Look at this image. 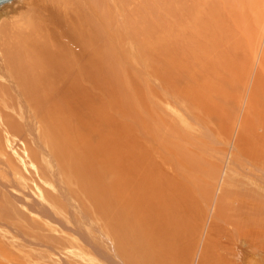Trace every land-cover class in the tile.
<instances>
[{"label":"rangeland","instance_id":"obj_1","mask_svg":"<svg viewBox=\"0 0 264 264\" xmlns=\"http://www.w3.org/2000/svg\"><path fill=\"white\" fill-rule=\"evenodd\" d=\"M139 2L144 6H140ZM153 3V0H16L12 3L14 5L0 11V83L4 82L0 85L4 88L0 90L7 87L5 92H0L2 264H113L111 250L114 244L124 256L130 232L156 223V218L164 212L166 217L168 210L179 199L188 202L186 190L190 188L195 194V204L200 202V209L204 211H200L201 220L205 218L202 239L209 232L229 234L233 242L230 258L241 262L246 256L247 262L256 261L257 257L252 258V253L264 258V236L248 234L249 240L244 241L247 244L242 245L236 236L240 229L235 230L236 226L231 223L243 220L257 225L254 219L246 220L249 217L238 214L250 206L242 205L244 207H240L239 212L237 209L240 208L236 205L239 199L232 194L234 199L226 200L227 205L231 203L230 206L219 208L224 217H229L230 223L222 222L223 219H218L222 216L215 215L219 213L221 202L217 200L219 185L232 193L239 192V195H243L242 189L252 193L250 189L264 188V180H261L264 179V145L259 146L264 143V124L255 121L264 110V70L260 64L264 50V0H257L256 7L247 10L248 22L242 41L244 67L241 66V70L232 75L231 79L236 78L235 82L231 81L224 95L218 96L217 92L211 94L219 97L214 100L220 104L193 96L201 90L196 86V79L199 72L207 71L203 68L208 67L209 60H203L206 62H201L203 65L197 69L201 60V55L197 54L203 49H198L193 36L186 39V30H182L184 36L181 32H173L179 34L177 37L173 35L178 41L174 39L176 43H179V36L182 43L186 39L182 45L181 41L174 43L172 35L170 38L167 37L170 33H166L164 38L167 39L163 41H167L168 45L165 43L162 48L168 46L163 48L167 56L164 54L161 58L160 39L154 40L157 43L151 42V39L160 37L161 28L164 29L163 21L168 17L161 11L158 14L159 10ZM148 6L151 10H147ZM152 8L158 13L153 15ZM144 9L153 16L149 12L140 16ZM97 10L102 16L97 14ZM156 18L160 24L163 22L161 28ZM172 18L169 17L170 20ZM140 19L144 20L142 24L148 22L143 24L145 27L142 25L144 34L149 28V21L150 25L153 22L158 26L147 33L151 36L148 37L150 45L146 41L147 36L141 33L143 29H138ZM184 19L188 29L191 18ZM96 20H102L99 22L102 28ZM107 23L111 25L109 28ZM135 25L139 27L135 29ZM103 27L106 28L105 33L109 31L106 36ZM113 27L114 31L117 29L115 34L110 29ZM111 33L116 39L120 34L114 45L107 41ZM162 33L165 34V29ZM94 37H98L95 38L98 41L92 40ZM100 38L106 41L101 42ZM110 45L115 48L114 51ZM146 45L149 47L146 48ZM176 48H179L176 54L178 60L175 61L178 65L173 62ZM171 50H175V57L171 55ZM108 51H113L116 56ZM154 51L156 55H153ZM94 54L103 55V59ZM92 55L94 60L90 57ZM85 56L89 59H84ZM181 57L185 61L181 59L179 63ZM170 60L171 64H175L172 67L178 69L181 75L182 67L194 73L198 63L195 75L190 72L193 77L185 71L183 76L187 81L181 76L184 79L181 84L186 81L189 86L182 89L190 94L182 89L180 92L185 94H175L178 92L176 87L181 85L174 80L180 75L171 66L169 69ZM186 60L192 63L191 66L186 65ZM167 61L169 64L164 63ZM182 62H186L183 63L186 66H182ZM176 66H180L181 71ZM192 66L194 70L190 69ZM159 73L169 76L161 77ZM212 74L214 77L217 73ZM171 75L172 79L175 77L173 81ZM195 76L197 78L194 79ZM187 82H195V85ZM211 95L206 98H211ZM219 108L218 114L214 115L213 112ZM252 126L258 128L253 129ZM136 130L143 133L141 137ZM255 131L262 133L261 136L255 135ZM243 137L247 139L244 151L239 145ZM136 138L140 141L136 142ZM166 139L168 143L162 141ZM257 140L259 145L255 143ZM248 143H253L255 148H249ZM257 146L262 151L260 160L256 159ZM138 154L146 158L139 156L143 163L135 164ZM183 154L192 157L185 156L184 159ZM257 160L262 164L258 165ZM169 197L172 199L170 206L167 205ZM248 213L251 219L253 214L251 211ZM235 245L238 247L234 248ZM246 250L251 252L245 253ZM259 263L264 264V259Z\"/></svg>","mask_w":264,"mask_h":264},{"label":"bare ground","instance_id":"obj_2","mask_svg":"<svg viewBox=\"0 0 264 264\" xmlns=\"http://www.w3.org/2000/svg\"><path fill=\"white\" fill-rule=\"evenodd\" d=\"M14 1H16V0H10V1H8V2H6V3H3L2 5H0V11H2V9L3 8H5V7H7L8 5L10 6V5H14V4H12V3H14ZM18 1V0H17ZM141 1V0H140ZM133 2V1H132ZM131 2V4H133ZM142 2H143V0H142ZM147 2V1H146ZM153 4H155V6L157 7V10H159V13L157 12V10L155 11L154 9H156L154 6V9L152 8V10H154V12L152 13L153 15H154V13H158V14H160V11L161 12H163L167 17H168V19H169V17H175V19H176V17L178 18V19H176V21H174L173 20V18H172V20H168V19H166V20H164L163 22H161V24L163 23V27H164V29H165V34L164 33H162V31H164V29L163 28H161L162 26H161V24H160V20L159 19H157V22L160 24V27L159 28H161L162 29V31H161V35H159L160 37H157V36H155V38H153V39H151L150 40V38H151V36H147V33L150 31V30H152V29H156V28H158V26H157V24H154L153 22L151 23L152 25H150V21H149V28L147 29V32L144 34V28H142V25L143 24H145V22H147L148 21V19L147 18H149L150 17V15H149V11H147V12H149L147 15H149V17H147V18H145V19H147V21H145V22H143V24H142V21H144V20H141V22L140 23H138V24H141V26L139 27L138 25H135V26H133V27H135V29L137 28V27H139L138 29L140 30V29H143V32H141L142 34H144V36L146 37L147 36V38H146V41H151V42H155V43H157L156 41H154L155 39H158L159 41H163V40H165V39H167V38H164L165 37V35H166V33L167 32H169L170 34H167V37L169 36L170 38H171V35H172V38H171V40L173 39V42L174 43H176L175 42V40L177 41V39H175V38H173V35H175V33H176V31H178L179 32V34H180V32H181V36H184V33H182L183 31L182 30H186V32H188L187 34L189 35L188 36V38H187V34L185 35L186 36V39L187 40H189V38L191 37L192 38V36H193V38H194V40H195V42H196V44H197V47H198V49H203L202 51H201V53L200 52H198V56H200L201 55V60H200V64H198V63H196V64H198L197 65V69H198V66L199 65H203L201 62H204L203 60H209V65H207L208 67L207 68H203V69H207V71L205 72H199V71H201V68L203 67V66H200L201 68H199L200 70L199 71H197V72H199L198 73V78L195 76L194 77V79L195 78H197L196 80H198V83H196L197 85L196 86H198V87H200L201 88V90L199 91V92H195L194 94H193V96H196V98H199V99H206V100H214V98L215 99H217V98H219V97H217L216 98V96L214 95V96H212L211 94H215L216 92H217V94H218V96H222V95H224L223 93H226V89H227V86L228 85H231V81L233 80V82H235L234 80L236 79V78H234V79H231V77H232V75L234 74V73H238L240 70H241V66H242V68L244 67V65L242 64V59H244L245 60V58H244V55L245 54H243V53H245L244 52V47H243V43L244 42H242L243 41V35H244V31H245V28H246V25H247V22H246V19H248V13H247V10H250V9H253V8H255L256 7V3H257V0H161V2H159V0H153ZM140 3V6L142 5V3L141 2H139ZM145 3V2H144ZM135 4H136V1H135ZM148 3H146V5H147ZM150 4V3H149ZM159 4V5H158ZM145 5V8L147 7ZM144 5H142V7H143ZM8 8H10V7H8ZM16 9H17V7H16ZM14 10V11H17V10ZM151 10V8H149V6H148V9L147 10ZM129 10V9H128ZM145 10V12L143 13L142 12V14H140V16H142L143 14L145 15V13H147L146 12V9H144ZM88 11V10H87ZM138 11H140V10H138ZM138 11H137V13H138ZM102 12V11H101ZM133 12V11H132ZM255 12V11H254ZM253 12V13H254ZM13 13V12H12ZM11 13V14H12ZM99 12H98V10H97V14H98ZM134 13V12H133ZM136 13V14H137ZM96 14V15H97ZM100 14V13H99ZM102 14V13H101ZM100 14V15H101ZM135 14V13H134ZM151 14V13H150ZM151 14V15H152ZM157 14V15H158ZM133 15V14H132ZM152 15V16H153ZM156 15V17H158ZM257 15V14H256ZM102 16V15H101ZM139 16V15H138ZM146 16V15H145ZM151 16V17H152ZM161 16V15H160ZM165 16V17H166ZM95 17V16H94ZM163 17V16H162ZM165 17H164V19H165ZM185 17H189V18H191V24L190 25H188L189 27H187L188 29H186V25H185ZM257 17V16H256ZM97 18V17H96ZM99 18V17H98ZM160 18V17H159ZM91 19V18H90ZM101 19V18H100ZM102 19H103V17H102ZM143 19V18H142ZM154 19V18H153ZM161 19V18H160ZM155 20V19H154ZM159 20V21H158ZM90 21V20H89ZM98 23L97 24H99V26L102 28V24L100 25V23L99 22H101L100 20L98 21V20H96ZM137 21V20H136ZM91 22V21H90ZM134 22V21H133ZM186 22L188 23L189 21L188 20H186ZM135 23V22H134ZM137 23V22H136ZM148 23V22H147ZM146 23V24H147ZM3 24V23H2ZM91 24V23H90ZM104 24V23H103ZM109 23H107L106 24V27L107 28H109L111 25H108ZM158 24V25H159ZM96 25V24H95ZM98 26V27H99ZM144 27H145V25H143ZM128 28H129V26H127ZM127 27H126V29H127ZM154 27V28H153ZM106 29V28H105ZM104 27H103V32H104ZM110 29H112V31H114L115 30V28L113 27V28H110ZM114 29V30H113ZM125 29V30H126ZM132 29V28H131ZM154 29V30H155ZM160 29V30H161ZM2 30V29H1ZM58 30V29H57ZM60 30V29H59ZM82 30V29H81ZM85 30V29H84ZM102 30V29H101ZM108 30V29H107ZM132 30H134V28L132 29ZM131 30V31H132ZM188 30V31H187ZM62 31V30H61ZM89 31V30H88ZM92 31V30H91ZM90 31V32H91ZM100 31V30H99ZM116 31H117V29H116ZM116 31H114V34L116 33ZM121 31V30H120ZM124 31V30H123ZM134 31H138V30H134ZM134 31L132 32V34H134ZM142 31V30H141ZM103 32H101L100 31V33L102 34ZM109 31H107L106 33H108ZM111 32V31H110ZM139 33H140V31H138ZM137 32V33H138ZM152 32H153V30H152ZM152 32H151V34H152ZM154 32H156V31H154ZM173 32H175V33H173ZM83 33V32H82ZM106 33L104 32L103 34L106 36ZM129 33V32H128ZM25 34V33H24ZM88 34V33H87ZM112 34V33H111ZM111 34H108V42H110L111 44H115L116 42H118V38L120 37V34H118L119 35V37L116 39L115 37H112L113 36V34L111 35ZM150 34V35H151ZM179 34H176L175 36L177 37V35H179ZM149 35V34H148ZM100 36V35H99ZM174 36V37H175ZM181 36H179L178 38L180 39H178L179 40V43H180V41L182 40L181 38ZM143 36L141 35V38H142ZM144 37V38H145ZM148 37H150L149 39H148ZM95 38L97 39L98 37H94V38H92V40H95ZM122 38V37H121ZM140 37H138V39H139ZM140 38V39H141ZM143 38V39H144ZM202 38V39H201ZM139 39V40H140ZM175 39V40H174ZM183 39H184V37H183ZM186 39H184L183 41H184V43H186L185 42V40ZM100 40H101V38H100ZM100 40H99V43L98 42H96V44L98 43V44H100ZM102 40L105 42L106 41V39H103L102 38ZM101 40V42H103ZM138 40V41H139ZM170 40V41H171ZM95 41H98V40H95ZM144 41H145V39H144ZM149 41L147 42V43H149ZM158 41V44L159 45H161V51H163L162 52V54L163 55H161V58H162V56L164 57L166 54H167V51L165 50V52H166V54H165V52H164V49H167V47H165V45L167 44L166 42H164V43H162V41H161V43ZM168 41H169V38H168ZM172 41H171V44L173 43ZM178 42V41H177ZM188 42V41H187ZM195 42H193V44L195 43ZM90 43H92V42H90ZM166 43V44H165ZM169 43V42H168ZM173 43V44H174ZM179 43H176V44H179ZM184 43H182V41H181V45L182 44H184ZM95 44V43H94ZM94 44H93V46H94ZM113 44V45H114ZM141 44H143V43H141ZM163 44H165L164 45V49L162 48V46H163ZM176 44H175V46H176ZM193 44L191 43V45L193 46ZM92 45V44H91ZM103 45H104V43H103ZM102 44H101V46H102V48H104V46H103ZM109 45V44H108ZM145 45V44H144ZM148 45H150V43L148 44ZM148 45H146V48L147 47H149ZM158 45V46H159ZM168 45V44H167ZM181 45H180V47H181ZM188 44H186V45H184L185 47L187 46ZM152 46V45H151ZM157 46V45H156ZM170 44H169V48H170ZM175 46H173V48L175 47ZM85 47H86V45H85ZM88 47V46H87ZM86 47V48H87ZM96 47V46H95ZM110 47H112L113 48V46H111L110 45ZM118 47V46H117ZM116 47V48H117ZM155 47V46H154ZM154 47H152V49L154 48ZM178 47V46H177ZM185 47H183L184 49H185ZM85 48V49H86ZM97 48H98V46H97ZM111 48V49H112ZM119 48V47H118ZM117 48V49H118ZM158 49L160 48V47H157ZM195 48H196V46H195ZM84 49V48H83ZM94 49H96V48H94ZM100 48H98V50H99ZM105 49V48H104ZM104 49H102V50H104ZM108 49V48H107ZM110 49V48H109ZM158 49L157 50H155V51H158ZM171 49V48H170ZM177 49L179 50V48H176V53L174 52L175 50H171L170 52H172V56H174L175 57V55L176 54H178L177 53ZM182 50L183 52L186 50ZM81 50V49H80ZM88 50V49H87ZM90 50V49H89ZM101 50V51H102ZM115 50V48H113V51ZM192 50V49H191ZM76 51V50H75ZM113 51L111 52V51H108V52H110V54L112 53L113 55H115L114 53H113ZM149 51H150V49H149ZM154 51V52H155ZM196 49L193 51V53H194V55L196 54ZM73 52V51H72ZM82 52V51H81ZM94 52V51H93ZM97 51L95 50V53H96ZM154 52H152V53H154ZM179 52H181V51H179ZM187 52V51H186ZM185 52V53H186ZM75 53V52H74ZM91 53V52H90ZM98 53V52H97ZM101 53V52H100ZM173 53H175V55H173ZM188 53H189V51H188ZM192 53V54H193ZM202 53H204V54H202ZM76 54V53H75ZM111 54V55H112ZM161 54V53H160ZM165 54V55H164ZM181 55H182V52L180 53ZM243 54V55H242ZM82 55V54H81ZM95 55V54H94ZM92 55V56H90V57H93V60H94V58H95V56H97V55ZM112 55V56H113ZM153 55H156V52L153 54ZM171 55H170V58H172L171 57ZM186 55H187V53H186ZM28 56V55H27ZM74 56V55H73ZM83 56V55H82ZM82 56H80V57H82ZM87 56H88V53H87ZM87 56H85V58L84 59H86V60H88L89 59V57H88V59H87ZM100 56V55H99ZM99 56H97V57H99ZM101 56H103V55H101ZM100 56V59H103V57H101ZM116 56V55H115ZM167 56V55H166ZM183 56V55H182ZM189 56V55H188ZM191 56V55H190ZM261 56H262V58L260 59L261 60V63L260 64H262V68H263V70H264V50H263V53L261 54ZM79 57V56H78ZM79 57V58H80ZM106 57V56H105ZM104 57V58H105ZM108 57V56H107ZM106 57V58H107ZM178 57H180V55L178 56ZM187 57V56H186ZM169 58V59H170ZM176 58H177V55H176V57L174 58L175 60H173V58L171 59V60H173V62H177V60H176ZM188 58V57H187ZM195 59L197 58V56H195L194 57ZM78 59V58H77ZM76 59V60H77ZM98 59V58H97ZM166 59V58H165ZM167 59H168V57H167ZM181 59H182V61H185V60H183V58L181 57L180 59H179V63L181 62ZM185 59V58H184ZM189 59V58H188ZM192 59V58H191ZM198 59V58H197ZM75 60V61H76ZM170 60V64L172 63V61ZM101 61V60H100ZM187 61V64L186 65H190L191 66V64L192 63H188V60H186ZM190 62H191V60H189ZM195 61H197V60H195ZM36 62V61H35ZM176 62H175V64H176ZM206 62V61H205ZM204 62V63H205ZM161 63H163V61L161 62ZM161 63H160V65H161ZM164 63H168V61L167 62H164ZM168 63V64H169ZM183 63H186V62H182V66H186V65H184ZM193 63H195L194 61H193ZM169 64V69H170V66H171V69L173 68L172 67V65L174 64H171L170 65ZM174 64V65H175ZM196 64H195V70H196ZM167 65V64H166ZM176 65H178V63L176 64ZM205 65V64H204ZM167 67V68H168ZM177 68H179L178 66H176ZM175 67V68H176ZM193 67L194 66H192V68H190V69H192V70H194L193 69ZM36 68V67H35ZM81 68V67H80ZM166 68V69H167ZM182 69H183V71H182V75L180 74L181 72H179L178 71V69H174L173 68V70L174 71H177L178 73H179V77L181 78V79H179V77H177L178 79V81L176 80H174V78L172 79V75H171V78L170 79H172V81L174 80V82L175 83H177V84H179V85H181V86H177V85H175V83H174V86H177L176 88H177V90H178V92L177 93H175L176 95H178V93L180 94L181 92V89H182V87H184L185 89H186V87L188 88L189 86L188 85H186L185 84V82L187 81L186 80V78H185V76H183V72L185 71L184 70V68L182 67ZM185 69H186V67H185ZM188 69V68H187ZM187 69H186V71L185 72H188V74L190 75V72H191V70H188L187 71ZM202 69V70H203ZM261 69V68H260ZM180 71H181V67H180V69H179ZM194 70V73H192V75L194 74L195 75V71ZM160 71V70H159ZM166 71V70H165ZM174 71H173V73H174ZM154 72V71H153ZM167 72V71H166ZM169 72V71H168ZM176 72V73H177ZM214 72L215 73H217V74H215L217 77H215V75H214V77L213 76H211L210 74H214ZM261 72V74H262V71H260ZM163 73H164V71H163ZM163 73H159V74H162L161 75V77L164 75ZM177 73V74H178ZM1 74V73H0ZM165 74H167V73H165ZM168 74H170V72L168 73ZM186 73H184V75H185ZM212 74V75H213ZM258 74H259V72H258ZM187 75V74H186ZM189 75H187V76H189ZM192 75H190V76H192ZM197 75V74H196ZM248 75V74H247ZM164 76H166V78H167V76H169V75H164ZM181 76H183V78H185V82H183L182 84H181V80H184V79H182V77ZM230 76V77H229ZM1 77V76H0ZM25 77V76H24ZM193 77V76H192ZM28 78V77H27ZM33 78V77H32ZM32 78H31V80H32ZM259 78V77H258ZM163 79V78H162ZM193 79V78H192ZM193 79V80H194ZM3 80V79H2ZM238 80V79H237ZM25 81V80H24ZM163 81V80H162ZM188 81H190L189 79H188ZM195 81V80H194ZM161 82V81H160ZM165 82H167V81H165ZM179 82V83H178ZM239 82V81H238ZM4 83V82H3ZM3 83H0V85H3ZM188 83V82H187ZM192 83V82H191ZM190 82L188 83V84H191ZM164 84H167V83H164ZM169 84H171V81H170V83ZM193 85H195V82L194 83H192ZM191 84V85H192ZM15 85V84H14ZM18 85V84H17ZM183 85V86H182ZM184 85H186V86H184ZM224 85H226L225 86V89H224V91H223V86ZM19 86V85H18ZM16 87V86H15ZM193 87H195V86H193ZM229 87V86H228ZM264 87V86H263ZM1 88H4V86L2 87V86H0V89ZM7 88V87H6ZM5 88V89H6ZM27 88V87H26ZM154 88V87H153ZM182 89L183 90V92H184V90L185 89ZM230 88V87H229ZM0 90V92H5L6 90ZM155 89V88H154ZM163 89V88H162ZM253 89H255V87L253 88ZM263 89V88H262ZM20 90V89H19ZM144 90V89H143ZM148 90V89H147ZM157 89H155V92H158V91H156ZM174 90V89H173ZM199 90V89H198ZM230 91V90H229ZM229 91H228V93L227 94H229ZM256 91V90H255ZM140 92V91H139ZM150 92H151V90H150ZM155 92H153V94L155 93ZM181 93L180 95H182V94H185V93H187L188 92V90H185V93ZM257 92V91H256ZM189 94L191 93V92H188ZM188 93H187V95H188ZM0 94H2V93H0ZM152 94V93H151ZM156 94V93H155ZM198 94V95H197ZM207 95H211L210 97L212 98H206L207 97ZM1 96V95H0ZM173 96H175V95H173ZM262 96V95H261ZM176 97H178V96H176ZM179 97H181V96H179ZM224 97V96H223ZM226 97V96H225ZM194 98V97H193ZM262 99V98H261ZM157 100H159V99H157ZM263 100H264V98H263ZM136 101V100H135ZM196 101V100H195ZM253 101V100H252ZM256 101V100H255ZM213 102V104H214V102H215V104L216 103H218V101L216 100H214V101H212ZM257 102V101H256ZM148 103V102H147ZM252 102H251V99H250V104H251ZM260 103V102H259ZM218 104H220V103H218ZM263 104V106H264V102L262 103ZM215 106V105H214ZM218 107H219V105H217ZM213 107V106H212ZM163 108V107H162ZM215 108H216V106H215ZM264 109V108H263ZM146 110V109H145ZM217 110V109H216ZM216 110H215V112H213V114L214 115H216V114H218V111L220 110V108L217 110V112H216ZM210 111V110H209ZM146 112H149V111H146ZM163 112V111H162ZM258 112V111H257ZM263 112H264V110H263ZM262 112V114H260V115H258L257 116V118L258 119H256L255 121H258V122H261V124L263 123L264 124V113ZM211 113V112H210ZM161 115V114H160ZM247 115V114H246ZM150 116V115H149ZM162 116V115H161ZM163 116H164V114H163ZM218 116V115H217ZM2 117V116H1ZM158 117V116H157ZM221 117V116H220ZM147 118V117H146ZM159 118V117H158ZM166 118V117H165ZM219 118V117H218ZM217 118V119H218ZM152 119H153V117H152ZM216 119V118H215ZM221 119V118H220ZM247 119V118H246ZM1 120V119H0ZM164 120V119H163ZM158 121V120H157ZM162 121V120H161ZM245 121V120H244ZM151 122V121H150ZM164 122V121H163ZM144 123V122H143ZM153 123H155V122H153ZM158 124H159V122H157ZM161 123V122H160ZM136 124V123H135ZM152 124V123H151ZM156 124V123H155ZM256 123H254V125H255ZM139 125H141V124H139ZM162 125H164V124H162ZM169 125V124H168ZM168 125H166V126H168ZM248 125V124H247ZM153 126V125H152ZM245 126V125H244ZM257 126V125H256ZM150 127V126H149ZM148 127V128H149ZM164 127H165V125H164ZM171 127H172V125H171ZM264 127V126H263ZM137 127H135V129H136ZM153 128H154V126H153ZM176 128V127H175ZM174 128V129H175ZM252 128H253V126H252ZM255 129L256 128H258V127H254ZM253 128V129H254ZM138 129H139V127H138ZM147 129V128H146ZM151 128H149V130H150ZM169 129V128H168ZM145 130V129H144ZM148 130V129H147ZM149 130H148V134H149ZM154 130H155V128H154ZM136 131H138V130H136ZM141 131V130H140ZM146 131V130H145ZM179 131V130H178ZM150 134L152 135V133H153V135L152 136H154V132L152 131V130H150ZM156 132V131H155ZM163 132V131H162ZM177 132V131H176ZM262 132V131H261ZM138 133H139V131H138ZM161 132H159L158 134H160ZM164 133V132H163ZM166 134H167V132H165ZM245 133V132H244ZM259 132H257L256 133V131H255V135L257 134V135H260L261 136V134L262 133H259ZM143 134V133H142ZM141 132L139 133V135H140V137H141ZM149 134V136H151ZM158 134H156V135H158ZM136 135H137V132H136ZM168 135V134H167ZM175 135V134H174ZM179 135V134H178ZM241 135H242V133H241ZM134 136H135V134H134ZM138 136V135H137ZM146 136V135H145ZM148 136V137H149ZM163 136V135H162ZM181 136V135H180ZM243 136H246L245 134L243 135ZM252 136V135H251ZM254 136V135H253ZM161 137V136H160ZM167 137V136H166ZM247 137V136H246ZM246 137L239 143V145H240V148L241 149H243V151H244V149H247V145H246V140L248 139L249 140V137H247V139H246ZM135 138V137H134ZM145 138V137H144ZM152 138V137H151ZM154 138V137H153ZM163 138H164V136H163ZM168 138V137H167ZM251 138V137H250ZM255 138V137H254ZM257 138H259L258 136H257ZM137 139V138H136ZM135 139V141L136 142H138V141H140V140H136ZM149 139V138H148ZM251 139H253V137L251 138ZM260 139H261V137H260ZM142 141H143V139H141ZM145 140V139H144ZM171 140V139H170ZM262 140V139H261ZM146 141V140H145ZM149 141H150V139H149ZM153 141V140H152ZM163 142L165 141V142H169V141H167V139L166 140H162ZM173 141V140H172ZM175 141V140H174ZM173 141V142H174ZM260 141V140H259ZM164 142V143H165ZM173 142H172V144L171 145H173ZM177 142V141H176ZM181 142V141H180ZM258 142V140L257 141H255V143H257ZM143 143V142H142ZM145 143V142H144ZM143 143V144H144ZM146 143H148L147 141H146ZM145 143V144H146ZM150 143V142H149ZM155 143V142H154ZM236 143H237V141H236ZM139 144V143H138ZM142 144V147L144 148V145ZM151 144V143H150ZM153 144V143H152ZM156 144V143H155ZM161 144V143H160ZM258 144V143H257ZM139 145H141V143L139 144ZM176 145V144H175ZM179 145H181L180 143H179ZM248 145L250 146L249 148H255L254 147V145H253V143H248ZM259 145V144H258ZM264 145V143H262L261 145H259V146H263ZM163 147V146H162ZM178 147V146H177ZM181 147V146H180ZM147 148H148V146H147ZM173 148H175V147H173ZM198 148V147H197ZM203 148H205V147H203ZM149 149V148H148ZM181 149V148H180ZM241 149H240V151H241ZM182 150V149H181ZM195 150V149H194ZM256 151H257V153H256V155H257V158L256 159H258V160H260V157H261V154H260V152H262L261 151V149H260V147H256V149H255ZM146 151V150H145ZM148 151V150H147ZM146 151V152H147ZM167 151V150H166ZM196 151V150H195ZM249 151H251V150H249ZM168 152V151H167ZM179 152V151H178ZM186 152V151H185ZM252 152V151H251ZM149 153V152H148ZM254 153V154H255ZM143 154H145V153H143ZM182 154V153H181ZM190 154V153H189ZM136 155V154H135ZM146 155V154H145ZM143 156L142 154H138V159L136 160V161H138V162H141V160L139 159V156H142V157H145L146 158V156ZM149 155V154H148ZM184 155V154H183ZM186 154L183 156L184 157V159L188 156L189 157V155H187L186 157ZM141 157V158H142ZM149 157H150V155H149ZM190 157H192V156H190ZM189 157V158H190ZM230 157V156H229ZM233 157H235V156H233ZM254 157V156H253ZM188 158V159H189ZM197 158L198 157H196V160H197ZM230 158H232V157H230ZM193 159H195V157L193 158ZM223 159V158H222ZM251 159V158H250ZM249 159V160H250ZM264 159V157L262 158V160ZM187 160V159H186ZM195 160V161H196ZM198 160H200V159H198ZM229 160V159H228ZM232 160V159H231ZM251 160H254V159H251ZM258 160H257V163H258V165H259V163H261V162H258ZM261 160V161H262ZM148 161V160H147ZM146 162V161H145ZM184 162H185V160H184ZM118 163H120V162H118ZM141 163H143V161L141 162ZM190 163H191V160H190ZM135 164H137L136 162H135ZM194 164H196V162L194 163ZM262 164V163H261ZM264 164V163H263ZM104 165V164H103ZM145 165H147V164H145ZM201 165V164H200ZM200 165H197L198 166V168L200 167ZM227 165H229V164H227ZM256 164L254 163V166H255ZM130 166V165H129ZM136 166V165H135ZM196 166V167H197ZM261 166V165H260ZM260 166H258V168H260ZM126 167V166H125ZM137 167V166H136ZM139 167V166H138ZM227 167V169H229V166H226ZM257 167V166H256ZM114 168V167H113ZM263 168V167H262ZM116 170V169H115ZM128 170V169H127ZM197 170V169H196ZM261 170V169H260ZM217 172V171H216ZM226 172V171H225ZM264 172V171H263ZM229 173V172H228ZM213 174V173H212ZM261 175L263 174V173H260ZM260 175L258 174V177H259ZM145 177H147L146 175H145ZM262 177L264 178V175H262ZM144 178V177H143ZM116 179V178H115ZM171 179V178H170ZM251 179V178H250ZM257 179H259L260 180V178H257ZM252 180V179H251ZM261 180H264V179H262L261 178ZM253 182V181H252ZM254 182H256V181H254ZM258 183V182H257ZM224 184V183H223ZM249 184H253L254 185V183H249ZM256 184V183H255ZM261 184V183H260ZM256 186V185H255ZM258 187H259V185H257ZM256 186V187H257ZM250 188H252V187H249V189ZM240 190L242 189V188H239ZM218 192L217 193H219L218 194V196H217V200L219 199L221 202H220V205H219V207H218V210H219V213H216L215 215H220V216H222V218H220L219 216H218V219L219 220H222V222H225L226 224L229 222L230 223V219H229V217H224L223 215H222V211L220 210V209H223V208H225V206L227 207H229L230 206V204L229 205H227L228 203L226 202V200H228V199H230V200H232V199H234L233 198V196H232V194H235V199H239L236 203V205L238 206L237 208H240V207H244V206H242V205H246V206H250V207H246V208H244V209H242L241 210V208L240 209H237L238 211L239 210H241V212L240 213H238L239 215H242V216H245V217H249L248 219H246V220H251L252 221V219H254V221H257L258 222V224L256 225L255 223H248L247 221L245 222V221H237L236 220V222L234 223L233 221H231V223H232V226H236L235 227V230H238V228L240 229V233L238 234V233H236V236L238 235V238H239V241L241 242V244L242 245H245V244H247L246 242H244L245 240H249L248 239V234H255V235H257V236H264V188H262V187H260L259 189H250L251 191H252V193L250 192V191H247L246 189H242L241 191H243V195L241 194V195H239V192H236V193H232V192H230V190L229 189H227V188H224L223 189V187H220V185H219V187H218ZM240 190H238V191H240ZM263 190V191H262ZM125 191V190H124ZM123 195V194H122ZM223 198H224V201H223ZM185 199H187V198H185ZM223 202V203H222ZM229 202H231V201H229ZM226 203V205H224ZM170 205V204H169ZM236 207V206H235ZM258 207H261L262 209H258ZM186 208V207H185ZM220 208V209H219ZM231 209H232V207H231ZM227 210V209H226ZM186 211V210H185ZM228 211V210H227ZM249 211H251L252 212V214H253V217L250 219V216H248L249 215ZM247 212V213H246ZM230 214V213H229ZM228 215V214H227ZM241 216V217H242ZM232 217V216H231ZM226 218H228V221H227V219ZM263 220V221H262ZM253 221V222H254ZM239 222H240V224H239ZM244 222V223H243ZM242 223V224H241ZM218 226V225H217ZM249 227V229H247L246 230V228H248ZM226 232V231H225ZM208 234H210V232L208 233ZM221 234V233H220ZM233 235V234H232ZM243 236V237H242ZM233 237H234V235H233ZM246 237V238H245ZM256 238V237H255ZM211 240V239H210ZM235 243V242H234ZM1 247V246H0ZM238 246H236L235 245V247L234 248H237ZM2 248V247H1ZM245 248H246V246H245ZM1 252V251H0ZM249 253V252H251V251H247L246 250V252L245 253ZM244 253V254H245ZM255 253V252H254ZM244 254H243V256H244ZM249 254H247V256H248ZM260 255H261V253H260ZM252 258H256L257 257V260L256 261H253V260H251L250 262H247V258H246V256H244V258H243V260L239 263V261H235L236 263L238 262V264H247V263H249V264H258L259 262H263V256H262V258H260V256H257V255H253V253H252ZM258 257H259V259H258ZM246 258V259H245ZM251 258V259H252ZM258 262V263H257ZM0 264H2L1 262H0ZM205 264V263H204ZM260 264V263H259Z\"/></svg>","mask_w":264,"mask_h":264},{"label":"crops","instance_id":"obj_3","mask_svg":"<svg viewBox=\"0 0 264 264\" xmlns=\"http://www.w3.org/2000/svg\"><path fill=\"white\" fill-rule=\"evenodd\" d=\"M187 191L188 202L179 199L166 217L164 212L156 223L130 232L124 256L114 244L113 264H236L229 256L233 252L229 234L212 232L202 239L201 205L195 204L194 191Z\"/></svg>","mask_w":264,"mask_h":264},{"label":"water","instance_id":"obj_4","mask_svg":"<svg viewBox=\"0 0 264 264\" xmlns=\"http://www.w3.org/2000/svg\"><path fill=\"white\" fill-rule=\"evenodd\" d=\"M8 1H10V0H0V5H2L3 3H6Z\"/></svg>","mask_w":264,"mask_h":264}]
</instances>
